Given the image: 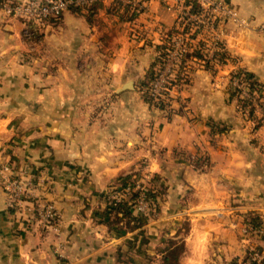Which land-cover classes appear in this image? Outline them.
I'll return each instance as SVG.
<instances>
[{"label":"crops","instance_id":"0c3cea01","mask_svg":"<svg viewBox=\"0 0 264 264\" xmlns=\"http://www.w3.org/2000/svg\"><path fill=\"white\" fill-rule=\"evenodd\" d=\"M110 1L97 3L90 13L87 10L81 13L65 11L61 22L45 34L50 42L44 48L49 52V64L57 67L56 75L49 74V80L53 78L55 86L48 88L41 86L44 80L40 72L43 60L26 52L29 44L23 35L25 27L0 6V161L11 160L24 173L35 172L39 178L35 180L32 191L37 200L53 201L61 213L56 227L36 220L21 221L19 213L7 207L6 195L0 184V264H121L116 259V250L124 238L108 235L104 226L90 217V213L86 212L84 216L76 212L83 205L74 199L82 190L88 192L89 186L73 180L77 184L72 185L70 180L78 176V170L66 164L84 160H96L103 166L110 162L120 163L127 155L119 148L120 144L129 150L138 146L136 133L123 142L110 140L118 148L112 145V148H107L105 141L100 150L87 152L77 143L78 132L73 131L74 125L70 123L72 115L78 112L74 101L78 96L76 84L91 79L97 82H104L107 77L111 79L114 84L112 91L118 98L113 111L129 114L127 123H134L129 129L145 132L143 144L146 148L148 141L154 138L168 150L182 147L191 157L205 154L211 164L200 178H210V185L217 181L211 174L213 172L217 177L228 179L225 194L223 190L212 191L213 196H209L208 201L203 198L195 204L197 211L208 214L223 209L258 208L264 218V136L254 144L257 148L251 147V139L243 137L247 125L235 124L229 128L227 137L212 144L209 124L213 119L231 122L234 117V102L228 98L227 92V79L233 70L241 67L250 72L253 79L264 83V0H216L244 23L235 22L232 16L224 22L222 37L229 55L225 62H216L212 54L214 49L207 44L202 48L204 58L193 54L186 57L182 68L187 81L173 90L179 99L170 117L160 111L155 115L154 110L139 98L136 89L120 87L143 78L157 53L156 44L165 40L167 31L177 27L182 0H139L141 11L131 19L126 17L122 5L109 10ZM198 38H203V33L198 34ZM63 67L66 98L70 101L65 109L57 105L53 109L50 107V115L64 114L65 123L62 118L41 116L30 110L33 105L26 104V100L40 102L47 92L51 98L63 97L56 84L64 80L58 76ZM132 102L135 103L131 105ZM21 113L27 114L25 119L29 125H24L19 134L18 123L13 118ZM136 124L141 126L136 127ZM85 153L95 158L87 159ZM119 168L115 164L113 167L105 166L101 178L114 176ZM97 188L100 189L98 185ZM214 194H223L226 200H220ZM200 195L203 196L204 192ZM228 197L241 203L227 205ZM28 213L25 212V216ZM197 220L193 249L191 253L186 250L183 264H202L207 252L206 244L217 237L224 241L218 256L228 260L235 255L230 249L234 248L231 244L234 235L229 221L223 223L222 217L205 218L202 225L206 227L200 229L197 228ZM235 224L238 222L231 220V225ZM242 225L240 230L247 231L245 234L248 235L249 227ZM209 226H215L218 231L225 226L226 233H213ZM262 234L248 235L241 239L240 244L257 247L259 255L264 257ZM238 250L239 257L235 259L241 260L244 252Z\"/></svg>","mask_w":264,"mask_h":264},{"label":"rangeland","instance_id":"374dc122","mask_svg":"<svg viewBox=\"0 0 264 264\" xmlns=\"http://www.w3.org/2000/svg\"><path fill=\"white\" fill-rule=\"evenodd\" d=\"M18 1L22 0H2L0 6L3 7L7 14L19 19L22 22L23 27L32 30L33 33L30 37L24 35V39L29 44L26 52L32 57L33 55H36V59L37 56H39L43 60L40 72L44 80L42 81L41 86L43 88L55 86L54 79L52 78L51 81L49 80V74L52 73V75H56L55 68L57 67L49 64V52L44 50V48L45 46H48L50 42L44 36L53 31V29L61 22V18L55 22L38 26L37 28H34L33 25L27 26L28 22H25L19 15L14 14L13 12H8L6 9L9 5H13ZM103 1L104 0H99L96 3H104ZM119 3H125L134 7L129 2L111 0L109 6L111 9L109 10H115L117 5L119 7ZM185 9H187V7L184 0H182L181 4H179L178 24L176 29L179 31H185L183 29L182 21L185 23L187 21L190 22V27L187 30L189 32L191 31V36H189V38L192 39L189 51L194 47H198L199 44L211 47L212 45L209 42L211 41L210 33L212 30L207 24L211 21V17L206 19V17L210 15L208 13L201 15L204 22L196 21L195 19H184L180 16L183 15ZM218 15L219 16L214 19L213 24H217L220 19L218 29H222L224 33V22L227 17L230 16L223 13H219ZM233 20L237 22L235 17ZM192 33H195V36H193ZM200 33H203V38H198V34ZM175 34L177 33H174L173 35ZM171 39L172 37L170 40ZM221 46L224 47V43ZM64 69L65 67H63V70L60 69L59 72L61 75H58L64 80L57 81L56 83L58 84V91H61L60 93L63 94V97H60L59 99L51 98L50 94L47 92L45 98L40 102L26 100V104L33 105L30 110H33L34 112H37V114H41V116L47 117L48 119L50 116L58 119L62 118L63 123L66 121L65 115H50V107L53 109V106L57 105L61 107V109H65V105L70 101V98H66L67 84L65 82ZM234 71L235 70L230 73L227 79L228 98L234 102L235 106L234 117L231 122L217 121L213 119V121L209 123L212 125L211 137H213L211 138V141L212 144L219 143L221 138L228 136L227 134L229 133V128L231 126L235 124L241 126L243 124V126L247 125L246 135H243V137L250 138L252 144L251 147L257 148L254 144H257L259 138L264 136V83L261 82L262 86L259 88L255 86L252 87V89H250L247 83H244L241 79L237 81L239 85L233 84L231 79L234 75H237ZM185 74L183 68L176 73L174 79L179 77V81H173L170 86V95L164 101L163 105L160 106L150 104L143 99L138 89L140 80L133 83L129 82L127 88L136 89L139 92V98L146 103L149 109L154 110L155 115L157 114V111H160L166 117H170L173 113V109H176L175 102L179 99V95L173 92V90L177 89L182 83L187 81ZM238 76L240 77V75ZM76 85L78 96H76L74 101L75 105H77L78 112L72 115L70 123L74 125L73 131L78 132L77 143L81 145V148H84L87 152L98 151L101 149L105 141L107 148H112L111 145L114 148H118L117 145H113V141L110 140L117 139L118 141L123 142L126 137L135 133L137 135L135 143L138 146H132L131 150H129L126 145V147L121 144L119 145V148L125 150V153L127 154L125 159L120 163L110 162L103 166L102 163H99L96 160L75 161L72 163L66 162L67 165L71 164L76 170H78V176L70 180L72 185L75 186L77 183L74 182L76 181L80 182L81 185L88 184L89 186L88 192L82 190V192H79L80 194L77 195V198L74 199L83 205L79 206L80 208L76 212L84 214V216L86 215V212L90 213V217L104 226L105 232L108 235L124 238L121 246H118L116 250L117 261L121 264H164L163 253L165 248L172 246L173 243L181 244L184 242V248L177 252V259L172 258L169 263L183 264L186 250L191 253V249H193L194 243H192V238L195 234L194 229L196 219H198L197 228L201 229L202 227H206L202 225L205 218L213 219L222 217L224 219L223 223L229 221V226L233 230L234 242L231 244H233L234 248L230 249L234 250L235 255L228 258V260L220 258L218 252H222V244L224 241L217 237L206 244L207 252L202 264H237L238 262H240V264H250L252 261L251 253L256 250L257 247L247 244L241 245L240 242L242 241V238H246L248 235L264 234V226L262 225L264 218L260 216L262 213L258 211V208L223 209L219 212H211L208 214L204 212L201 213L194 208L195 204H197L200 199L202 200L205 198L208 201V197L213 196L214 192H220V190H223L224 192L222 193L225 194V190L228 189V179L226 177H217L214 172L211 174H213L215 181H217L212 183V185H210V178H200L202 172L208 171L210 168L211 161L207 155L197 154L196 156L191 157L182 147H175L168 150L165 146L158 144L157 140L154 138L151 140L153 143L148 141V147L146 148V145L143 144L145 143L143 136L145 135V132L143 130H137L134 132V130L129 129V126L134 125L132 122L127 123L129 114L126 111L121 110L117 113L113 111V108L118 105V98L115 97L116 92L112 91L114 84L111 79L109 80L107 77L104 82H97L91 79L87 82L81 81ZM119 103L120 105L125 106L122 102ZM134 103L135 102H132L131 105ZM252 106L253 113H250L249 109ZM26 117V113L14 115L13 119L19 126V130H17L19 134H21V129L24 125H29V121L25 119ZM116 122L117 125L115 126ZM30 126H32V124ZM140 126L141 125L136 124V127ZM17 136L20 138V135ZM136 151L137 154H133ZM129 152H131L132 155L129 156ZM146 153H148V155H146ZM84 155H86L85 157L87 159L89 157H94L87 153ZM4 162L12 163L11 160ZM114 164L115 166L120 167L118 172L110 178H101V172L105 169V166L113 167ZM31 173L37 175L35 172ZM74 173L76 174L77 172ZM83 174L86 175V177H84ZM126 175H128V186L124 189L120 185V177ZM206 182L209 183V186ZM213 184L215 185L213 186ZM97 185L100 189L97 188ZM135 190L138 191V193L135 196H131V193ZM151 191L156 194L155 199L152 198L150 194ZM202 192H204L203 196L200 195ZM217 194H214L217 198L223 201L226 200V197L223 196V194ZM33 199L37 198L35 197ZM118 199L128 200L129 212L133 215H145L147 216V221L137 228H132L133 221L130 220L131 222L129 224L127 222L131 218L130 215L126 214L124 216H117V212L113 208V200ZM255 201H257V199H255ZM40 202L53 203L51 200H40ZM226 203L227 205H239L241 202L237 200L232 201L228 197ZM11 211L19 213L21 221H35V218L29 216V214H26L25 216V213L20 214L21 212L14 211L13 209H11ZM57 211L58 217L52 221L51 225L41 222L46 226L56 227L61 219V213L58 208ZM231 220L238 222V224L231 225ZM36 221H40V219H36ZM253 223L257 226L252 225ZM240 225L245 227L253 226L256 227L258 231H253L252 229L247 228L248 231H250L247 235L245 234L247 231L240 230ZM225 228V226H221L218 231L215 226H209V230L220 235L226 233ZM197 232H199V230ZM236 240H238L237 245L235 244ZM238 248L241 253L244 252L241 260L235 259L236 257H239V254H237L239 253L237 252Z\"/></svg>","mask_w":264,"mask_h":264},{"label":"built area","instance_id":"2783aa9c","mask_svg":"<svg viewBox=\"0 0 264 264\" xmlns=\"http://www.w3.org/2000/svg\"><path fill=\"white\" fill-rule=\"evenodd\" d=\"M99 0H22L13 5H9L6 9L8 12H13L19 15L28 24L37 28L38 26L55 22L60 19L63 13L70 9L72 6L85 7L88 4L96 3ZM123 2H129L138 9L142 8V3L139 0H121ZM200 9L199 11H190L189 5H186L187 9L183 11L181 18L195 19L196 21L204 22L201 15L208 13L211 17V21L207 24L211 28V41L209 42L213 49L218 48L223 44L222 34L223 30L218 29V24H213L220 14H227L230 17L237 20L239 23H244L243 19H239L235 16V13L216 0H197ZM234 15V16H233ZM206 22V21H205ZM184 24V22H183ZM198 26V25H197ZM204 26V25H203ZM32 30L25 27L23 35L30 37ZM177 34L172 35L170 47L167 49L166 60L161 65L157 72V76L154 79L149 92L153 97V101L156 104L165 101L170 95L169 83L174 80L176 73L180 69L183 56L190 50V42L192 39L191 31H178ZM192 38V37H191ZM179 68V69H178ZM241 79L238 75H234L231 79L233 84H238L237 81ZM239 85V84H238ZM167 91V93H163ZM39 177L34 173H24L21 169L16 168L12 163L0 161V182L6 195L7 207L14 211L22 213L29 212V216L44 222L47 225H51L52 221L57 219L58 211L52 202H40L37 199L35 193L32 191V187ZM32 198V199H31ZM37 198V197H36ZM141 207V206H139ZM249 229L258 231L256 227L249 226ZM261 256L258 251L254 250L251 253V259L259 261Z\"/></svg>","mask_w":264,"mask_h":264},{"label":"trees","instance_id":"16d2710c","mask_svg":"<svg viewBox=\"0 0 264 264\" xmlns=\"http://www.w3.org/2000/svg\"><path fill=\"white\" fill-rule=\"evenodd\" d=\"M1 2H2V0H0V3ZM184 3H185V5H189L190 11L196 12L200 9V5H199L197 0H184ZM120 5L123 6L124 13L126 14V17L128 19L134 18L137 15V13L139 11H141V9H138L137 7H131L128 4H120ZM96 6H97V3H91V4L86 5L83 8L78 7V6H72V7H70L69 10L76 12V13H81L82 10H87L88 13H90L93 11V9L96 8ZM182 23H183V21H182ZM28 25H31V24H28ZM189 27H190V22L189 21H187L186 23L184 22L183 29L188 30ZM178 31L179 30L176 28H173V29L167 31L165 40L159 44H156L157 53L155 54L154 59L150 63L149 67L146 69L143 78L140 79V82H139L140 84L138 86L139 92L141 93V96L143 97V99L145 101L149 102L150 104L155 105L156 103H154L153 97L150 94L149 89H150L154 79L157 76L158 70L160 69V67L164 63V61L166 60L167 49L170 47V42H171L170 38L172 37V35L174 33L178 32ZM192 35L195 36V33H192ZM203 47L204 46L202 44H199L198 47H195L191 51L187 52L182 58V62H181L179 70L182 69V64H183L184 60L186 59V57L191 55V54L196 55V56L201 57V58H204L203 57V51H202ZM227 57H229V55L227 54L225 47L219 46L218 48L214 49L213 58H215L216 62L223 63V62H225ZM205 63L207 65H209L208 61H205ZM234 72L237 75H240L241 80L244 83H247V85L249 86L250 89H252V87H255V86H257L258 88L260 86H262V83L253 79L252 74L250 72H248L247 70L239 67V68L235 69ZM173 81H179V77L177 79L171 80L169 83V86L173 83ZM163 93H167V91H163ZM163 103H164V101H162V99H161V103L156 104V105L160 106V105H163ZM249 112L253 113V106L250 107ZM210 126L212 128L211 124H210ZM127 177H128V175L120 177V185L124 189L127 188V186H128ZM134 192L131 193V196H135L138 193V191H136V190ZM150 194H151L153 199L156 198V194L153 191H151ZM128 203L129 202L126 199L113 200V208L117 212L116 213L117 216H119V215L124 216L126 214H129L131 218L129 219V221H127L128 224L131 222L130 220H132L133 221L132 228H137L147 221V216L142 215V214L133 215L132 213H130ZM252 225L257 226L255 223H253ZM182 248H184V242H182L181 244L173 243L172 246L166 247L164 250V253H163V263L169 264L170 260L172 258L177 259V256H178L177 252H178V250H180ZM250 264H264V257H261L259 259V261L252 260L250 262Z\"/></svg>","mask_w":264,"mask_h":264},{"label":"water","instance_id":"95a60500","mask_svg":"<svg viewBox=\"0 0 264 264\" xmlns=\"http://www.w3.org/2000/svg\"><path fill=\"white\" fill-rule=\"evenodd\" d=\"M127 86H128V83L122 85V87H127ZM122 87H120V88H122Z\"/></svg>","mask_w":264,"mask_h":264}]
</instances>
